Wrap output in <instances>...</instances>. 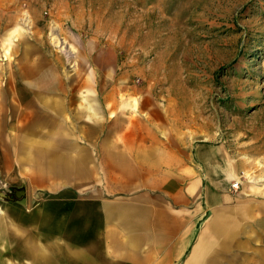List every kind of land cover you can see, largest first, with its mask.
I'll use <instances>...</instances> for the list:
<instances>
[{
  "label": "rangeland",
  "instance_id": "obj_1",
  "mask_svg": "<svg viewBox=\"0 0 264 264\" xmlns=\"http://www.w3.org/2000/svg\"><path fill=\"white\" fill-rule=\"evenodd\" d=\"M13 28L19 33L9 44ZM34 58L37 77L17 70L20 59ZM13 70L19 97L5 84ZM4 85L11 100L2 98ZM142 96L164 102L172 131L190 149L212 146L214 168L232 165L238 187L232 182L231 190L241 196L235 206L244 209L234 253L264 261V229L248 215L264 204V0H0V225L5 212L23 241L51 251V219L63 198L83 197L88 180L102 190V167L69 182L67 145L80 129L116 116L100 97L123 101L117 112L128 119ZM46 98L55 113H29ZM2 228L0 254L30 264L29 250Z\"/></svg>",
  "mask_w": 264,
  "mask_h": 264
},
{
  "label": "crops",
  "instance_id": "obj_2",
  "mask_svg": "<svg viewBox=\"0 0 264 264\" xmlns=\"http://www.w3.org/2000/svg\"><path fill=\"white\" fill-rule=\"evenodd\" d=\"M36 61L20 59L17 70L28 69L37 77ZM10 82L21 96L22 84L14 70L5 84ZM2 87V98L11 100L10 86ZM83 98L90 104L88 110L95 111L88 97ZM118 100L100 97V104L115 105L116 116L100 120L97 128L80 129L75 143L65 149V166L75 177L69 182L78 184L76 177L84 174L82 169L102 167V190L95 191L96 182L88 180L90 190L78 192L83 197L74 201L63 198L61 213L51 219V251L41 252L38 240L32 245L23 241L4 212L2 229L10 236L14 233L18 249L29 250L33 258L29 263L51 259V264H252V259L234 253V240L241 231L235 219L244 209L235 206L241 196L231 190L237 177L232 165L214 168L215 155L208 144L190 149L181 132L172 131L160 98L138 97L137 111L128 119L117 112L116 105L123 102ZM48 102L47 98L35 102L29 113H55ZM180 104L178 100L182 109ZM4 109L1 99L0 115ZM21 110V106L16 109ZM81 134L89 138H79ZM52 162L55 168L56 159ZM248 212L259 230L264 229V204ZM56 257H60L59 263ZM0 264L22 262L11 261L2 253Z\"/></svg>",
  "mask_w": 264,
  "mask_h": 264
},
{
  "label": "bare ground",
  "instance_id": "obj_3",
  "mask_svg": "<svg viewBox=\"0 0 264 264\" xmlns=\"http://www.w3.org/2000/svg\"><path fill=\"white\" fill-rule=\"evenodd\" d=\"M19 29V28H18ZM17 28H13V29H11V30H9V32L6 34V36H7V39H8V43L10 44L11 43V37H13V35L15 34V36L19 33V30H18ZM259 163L261 164V166H264V162L263 161H259ZM259 179H260V177H259ZM0 212H3V211H1L0 210ZM2 230V229H1ZM2 231H0V233H1ZM2 235V234H1Z\"/></svg>",
  "mask_w": 264,
  "mask_h": 264
},
{
  "label": "built area",
  "instance_id": "obj_4",
  "mask_svg": "<svg viewBox=\"0 0 264 264\" xmlns=\"http://www.w3.org/2000/svg\"><path fill=\"white\" fill-rule=\"evenodd\" d=\"M237 187H238V182H233V183H232V188H233V189H236Z\"/></svg>",
  "mask_w": 264,
  "mask_h": 264
}]
</instances>
